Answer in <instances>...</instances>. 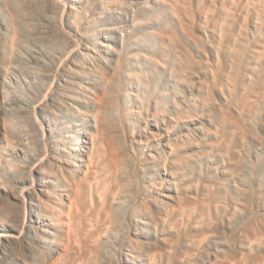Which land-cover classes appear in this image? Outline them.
<instances>
[{
    "label": "rangeland",
    "instance_id": "obj_1",
    "mask_svg": "<svg viewBox=\"0 0 264 264\" xmlns=\"http://www.w3.org/2000/svg\"><path fill=\"white\" fill-rule=\"evenodd\" d=\"M82 1L84 3L83 6L86 8L78 16L83 19V22L94 16H104L108 18V23L115 31L113 34L107 35L110 39L109 42L107 40L104 41L110 44L112 49L105 48V51L101 52V54H95V57L91 54L92 51L81 49V42H79L80 46L76 47L77 50L80 48L88 56L83 57L87 61L86 67H89L91 70L85 69L84 71L89 72L88 76L91 80L88 79L89 83H83L82 80L85 79L84 73L79 72V67L71 65V68L76 69L82 76H77V80L75 79V83L80 86H76L75 89L79 88L77 91L81 92V94L78 92L75 94L79 98V101L73 103L75 112L73 114V121L72 119L69 120L71 121L70 125L74 127L73 123L75 120L77 125L83 128L82 131L87 132V138L86 136L84 137L87 143L84 142L82 144L79 141L82 148L88 146L91 149L97 148L101 151L103 150L102 144L98 141H96V144L92 138L93 134L97 132L101 133L104 141L109 143L108 146L117 145L120 147L124 155L127 154L125 155L127 169L129 168L128 171L132 172H128V174L130 173V177L126 176L127 172L126 175L125 173H121L122 177L125 175L123 178H127L128 183L131 184L130 189H133V191L136 189L134 192L129 190L131 191L129 194L128 192L125 194L119 193L118 202L115 201L117 204L120 203V206L118 205L119 208L116 205L117 209H115V202L113 204L114 211L117 210L115 211L117 212L115 215L117 218H121L122 221L125 219V222L123 221V225H121V229L123 228V230L119 229L121 233L116 230L112 233L115 235L109 236L110 239H108V235L104 238L106 240L105 248L107 246L110 252H108L109 254L106 253L107 250L104 248L105 255L108 258L112 257L111 261L115 260L114 264H148L147 256L149 255L145 248L140 246L150 245L149 243L154 242V245L157 243L156 245L164 252H162V258L160 260L159 258L157 259V264H187V262L188 264H201L202 262V264H264V261H262V255L264 260V235L260 240L254 242L252 246L255 248L241 245V242L246 237L245 233H243L246 232L245 226H248V223H252L254 220L255 223L257 220V223H259V217H261L259 215V208L260 206H264V46L263 44L262 46L259 45L264 41V10L262 11L263 15L260 16L258 14L260 11L256 12L262 4L258 5L259 3H257L256 5L255 1L248 0L250 2H247L248 6L253 4L256 6L247 7L246 2L240 1V4H245L246 8L243 5L244 12L241 9L242 7L233 9L234 11L231 9L232 13L235 12L233 13L234 16L230 14V2H227L231 0H214V2L211 0L213 3L210 0ZM71 2L69 1V4ZM40 3L42 5L34 6L38 7V10L35 8L36 11H34V7L32 10L36 13V16H40L38 19L44 16L45 11H48L46 7H43V2L40 1ZM23 4V0H0V110L6 107V110H8L10 107L13 117H16L11 124H5V129H9L7 131L13 136L17 135L25 139L27 143L33 141L31 145H34L39 143L38 134L40 133V127L38 131L33 130L37 125L30 112L25 110L26 105L24 106L20 102L16 103L17 100L14 98H12L11 102L7 101L9 99L4 100L5 95L10 96L13 93H21L26 100H31L32 95L29 94L30 91H26L28 90L27 81L34 80V78H38L40 81L44 80L47 73L45 69L52 64L47 59L40 65H33L35 68L27 69L28 66L24 58L27 49L20 46V39L22 35H24L23 39H29L31 28L33 29L35 26H31V19L33 17H29L31 15L30 12L24 11V8H22ZM225 4L228 5L227 8H225ZM102 5H105V8L102 9ZM230 5H232V1ZM253 7H257L258 9L256 10L255 8V11ZM247 8H251L249 9L251 13H257L254 16L262 17L260 19L254 17ZM238 11H241L240 14L237 13ZM245 11H248V13ZM46 14H49V17ZM46 14L44 17H48L49 19L51 13L48 11ZM52 16L54 18L52 19L53 21L57 20L53 22L56 27L60 26L61 15ZM243 17L246 19L245 22L242 20L244 19ZM56 22L59 23L56 24ZM80 28V25L78 27L71 26L70 30L65 25L64 31L69 33L72 31L73 34H76L78 31L83 33L82 28ZM67 29L70 31H67ZM50 35L52 37L50 36L44 45L51 54H55L67 42L63 43V40L59 36L60 34H56L57 37L53 33ZM12 37L15 39L14 41ZM68 41L70 42V40ZM71 44L75 43L72 42ZM256 48L259 52L256 51ZM261 55L262 59H260ZM255 66L258 68L256 69ZM12 76L17 77V80L20 82L10 79ZM20 76L22 77L21 79H19ZM81 86H86V88L81 89ZM14 90L18 92H14ZM100 98L103 99L100 100ZM5 101L8 102L9 106ZM47 110L52 119L51 125L53 128H64L63 123L65 119L59 117V112L56 111V108L51 107ZM57 121L58 123L56 124ZM47 128H49L48 125ZM104 134L105 136H103ZM5 143L4 139L0 140L1 153L3 147L7 146ZM107 149L110 151L109 147ZM126 149L128 150L126 151ZM163 149L165 154L161 152ZM128 151L132 152V154H129ZM149 151L158 158L155 157L156 159H150V161L146 159V155L151 154ZM2 155L5 159H3L2 171L0 173L13 178L16 177L19 174V168L23 167L25 160L21 157L8 156L5 153ZM128 157H133L130 160L133 162L136 160V163H129ZM135 164L138 167H135L136 169L134 168ZM158 164L161 166L159 170ZM129 165H132L133 168ZM149 165L150 168H148ZM154 168H157V170ZM164 168L165 170H163ZM107 170H109L108 167ZM133 170H136V174ZM155 173L159 174L155 175ZM121 174L118 172L117 176L115 175L116 178L119 179ZM34 175L35 178H38L36 172ZM171 175L174 177H171ZM105 176L108 178L112 175L108 176L106 174ZM105 176L104 181L108 180L110 183L113 176L111 179H107ZM122 177L120 176V178ZM131 177L133 178L131 179L132 181L130 180ZM165 177L169 179L166 180ZM240 177L241 179L243 178V181H241ZM157 181L160 182L159 186L157 185ZM150 182L151 185L153 184L151 187ZM111 183L112 185H108H116L113 181ZM168 185L174 192L169 190ZM245 185L250 190V198H247L246 201L244 199L242 202L241 198L244 196L242 189L246 188ZM152 187L154 190H152ZM147 189L151 190L152 194ZM131 193L134 196L136 194V197L139 194V200L135 197L136 201H139L138 205L140 204V200L141 204L149 203L141 205L142 208L146 206L145 212L150 214H145L148 218V220H145L148 221L149 226L140 224L145 230L141 234H139L140 231L136 232V235H140V238L135 234L131 235V227L134 222L132 219L136 217L132 211L134 210L133 207L137 204L134 196L130 195ZM167 194L176 195L175 197L178 196L179 201L181 200L187 205L189 203L188 206H190L191 211L196 208L195 212H191L188 206L186 210H189V212L186 213L181 212L180 209H175V211H171L172 213H167L169 216L168 221L172 220V223L171 221H157L158 224L156 225L153 222L156 218L153 217L160 218L161 215L159 214L158 216V208L152 205V201L156 202L155 198L158 199L157 197L159 196L158 200L163 197L162 199H165V201L173 203L172 200H168ZM120 195L122 198L126 195L124 196L126 197L124 198L125 200L121 199ZM143 196H145L144 199L142 198ZM152 197L155 198L153 199ZM148 198H151L149 199V201L151 200V204ZM119 199L123 200V202L119 201ZM142 199H147V201L142 202ZM203 200H209L210 204L208 201H205L209 207L207 204L205 206L202 205L205 204ZM213 201H216L214 203L217 204V207L212 203ZM196 202H199L198 205H196ZM201 202L203 203L201 204ZM191 203H195L194 205L198 206V209ZM218 204L221 208L223 207V210ZM225 204L227 207L230 206L227 210L225 209L226 206H222ZM148 205L150 206L148 207ZM206 206L208 209L211 206L210 211ZM124 208L127 209L125 210ZM192 208L194 209L192 210ZM29 209H33L34 211L36 207H29ZM202 211L204 213L208 211L209 213H207V216L206 214L203 216ZM140 212L144 213L143 211ZM199 212H202V215ZM211 212L213 215L210 214ZM152 213H154V216ZM129 214H133V216L131 217ZM188 214L190 215L189 217ZM199 215L203 217L200 218ZM196 216L197 219L195 218ZM212 216L220 223H217L219 227L222 225V231L224 232L223 235L220 232L222 236H215L210 232V223L216 224L215 222H217ZM181 217L184 219L182 220ZM207 218L209 221L211 220L210 218L214 221L212 220L213 222L210 221L207 224ZM199 219L201 220L199 221ZM160 220L163 219L161 218ZM182 222L185 223L182 224ZM207 226L209 228L206 230ZM173 227L176 228L174 229ZM177 228L179 229L178 231ZM184 228L186 229L184 230ZM199 229L203 232L206 230L211 233V240L209 239V233H207L208 237L205 236L206 232L201 233V235ZM182 232L183 234L185 233L184 237ZM31 233L32 238L36 240L38 235L35 232ZM144 233L147 237H144ZM57 234L59 235L60 232ZM197 237L198 239L204 238L201 241L203 244H210V247L208 246L209 249L203 244V246L200 245V249L199 244L201 243L199 242L201 241L196 239ZM160 238H165V242H160ZM240 238L244 239L240 241ZM130 239L133 241V244L135 241H141L139 245L137 242L133 245H138L137 248H140L137 250L135 246L137 252L128 247L127 244L130 242ZM143 241L147 242V244H143ZM173 241L180 244L175 243L176 247ZM170 246L176 248L172 247V249ZM201 246H205L206 249H203ZM196 247L199 250H204L203 253ZM211 247L214 248L212 249ZM209 250L210 252H206ZM246 250L248 255L245 253ZM251 250L252 253L248 252ZM143 251L146 252L143 253ZM255 251L256 254H254ZM204 252L208 253V255ZM225 253L229 255L227 256ZM133 254L135 256H129ZM190 254L194 255L190 257ZM228 257L231 259L229 260ZM190 258L193 259L191 262ZM255 258H260L261 260L259 259L258 262ZM168 260L169 262H167Z\"/></svg>",
    "mask_w": 264,
    "mask_h": 264
},
{
    "label": "bare ground",
    "instance_id": "obj_2",
    "mask_svg": "<svg viewBox=\"0 0 264 264\" xmlns=\"http://www.w3.org/2000/svg\"><path fill=\"white\" fill-rule=\"evenodd\" d=\"M40 1L43 2V4H44L43 7H46V9H48V11L51 13V15H50L51 17L49 19H48L49 14L48 15L46 14V12H48V11H45V14L48 17H44L45 16V14H44L43 17L38 19L40 16L38 17L35 15L36 13L34 11H36V9L38 10L39 8L38 7L36 8L34 6H37V5L40 6V4L42 5V3H40ZM69 1H72L71 4H69ZM69 1H67V0H23L24 4H23L22 8H24V11L31 13L30 16L28 15L31 18L33 17L31 19V21H32L31 26L32 27L35 26L33 29L31 28V32H30L31 34L29 35L30 36L29 39L27 38V40H25V39H23L24 35H22V38L20 35L21 44L20 43L19 44H20V46L25 47L27 49L26 54H25L26 56L24 57L26 59L25 61H26V64L28 66L27 69L28 68H30V69L35 68L36 65H40L41 63L45 62L47 59H49L52 64L50 67H47L45 69L47 73L45 74L46 76H45L44 80L40 81L38 78H37L38 80L36 78H34V80L27 81L28 82V90H26V91H30L29 94L32 95L31 100L30 99L26 100L22 96L21 93H13V94L10 93L11 94L10 96H6V95L4 96V100L9 99L7 101L11 102L12 98H14L17 100L16 103L20 102L24 106L26 105L25 110L27 112H30L31 116H33V118H34L35 124L38 126V127L36 126V128L32 127L33 130L38 131L39 127H40V133L38 134V141H39L38 144L31 145L33 141L31 143H29V142L27 143L25 139H23L17 135L16 136L11 135L9 133V131H7L9 129H5L6 128L5 124H9V123L11 124V122L14 121V118H16V117H13V113H11L10 107H9L10 109L8 108V110H6L7 107L2 108L3 110L2 109L0 110V140L4 139L6 142L5 144H7V146L5 145L6 147H3L2 153L0 152V172L2 171L3 159H5L2 155L3 153H5L11 157H21V158H23V160H25L23 167L21 169L19 168L20 171L16 177L13 178L11 176H7L5 174L0 173V264H114L115 260L112 262L111 261L112 257L108 258L105 255V249L107 250L106 253H108L109 251L107 249V246L105 248V244H106L105 241L106 240L104 238H106L108 235V239H110L109 238L110 235H115L112 233L116 230L119 231V229H121V225H123V221L125 222V219H123V221H122L121 218H117V216L115 215L117 213L115 211H117V210L114 211V205L113 204L115 201L118 200V195L120 192H122L124 194L126 192H128V194H129L131 192L129 190H132V192L136 191V189H134V191H133V189H130L131 184L128 183L127 178L126 179L123 178L126 175V172H127L126 176H129L130 173H132L129 170L130 173L128 174L129 168L127 169L126 157H125V155H127V154L124 155L123 151L117 145H109L108 146L109 143L104 141V138L101 136V133H99V132L93 134L92 138L94 139V142L96 144H97L96 141H98L102 144L101 145L103 147L102 151L100 149H97V148L91 149L88 146L82 148L79 144V141L82 144L84 142L87 143V141L84 140L85 136L87 138V135H88L87 132L82 131L83 128L80 127V125H77V122H75V120L73 123L75 126L73 127L72 125H70L71 121H69V120L72 119V121H73V118H74L73 114L75 112V108L73 106L74 105L73 103H77V101H79V98L76 97L75 94H77V92L81 94V92L77 91V89L79 90V88L75 89L76 86L80 87L79 84L75 83V79L77 80V76H82L81 73H84V75H85V79L82 80L83 83H89L88 79H90L88 76L89 72H85L84 70L85 69L91 70V69L89 67L87 68L85 65L87 61H86L85 57H83V56H86V55L84 54L85 53L84 51H81V49L87 50V51H92L91 54H93V56L95 54H101V52L105 51V48L106 49L108 48L111 50L112 46L110 44L104 42V41L105 40H107L108 42L110 41V39L107 35L113 34L115 29L108 23V18H106L104 16H94L90 19L88 18V20L86 22H83V19H81V17L78 16V15H81V11L84 8H86L85 6H83V4H84L83 1L82 0H69ZM74 1H76V2H74ZM212 1L214 2V0H212ZM212 1L210 0L211 3H213ZM231 1H232V5H230ZM231 1H227V2H230L229 3V10L237 9L238 7H240V8L242 7L241 9H243V5L246 8L247 2H249L248 0H231ZM240 1H242L243 3L246 2V5L242 4V3L240 4ZM253 1L256 2V5H257V3H259L258 5L262 4V5H260L261 7L259 8V10H257L258 8L255 7L257 11L255 10L254 7L253 8L257 13L260 11L258 13L259 16L263 15L264 13L262 11L264 10V0H253ZM252 2H251V4H253ZM224 3H225V1H224ZM240 5H242V6H240ZM256 5L253 4V5H249V6L252 7V6H256ZM230 6H232V7H230ZM249 6L247 5V7H249ZM33 7H34V11H32ZM227 7H228V5H226L225 8H227ZM103 8H105V5L104 6L102 5V9ZM241 9H239V10H241ZM247 9L249 11V9H251V8H247ZM232 10L230 11V14L235 13V12L232 13ZM244 10L245 9H243V12H244ZM248 11H245V12L248 13ZM224 12H225V10H224ZM240 12L238 11L237 13L240 14ZM249 12L251 13V11H249ZM256 12L251 13V14H253V16H254ZM37 14H39V13L37 12ZM57 14H58V16L61 15L62 19H61L60 23L58 22L60 24V26L58 25L56 27V25L53 22L57 21V20L53 21L52 19H54V18H52L53 17L52 15L56 16ZM233 15H231V17H233ZM226 16L230 17L228 15H226ZM245 16H247V15H245ZM253 16H251V17H253ZM254 17H258V16H254ZM261 17H258V18L260 19ZM63 19H64V21H63ZM227 19H229V18H227ZM242 20H244V22L246 21L245 18ZM256 20H257V18H256ZM259 21H258V23H259ZM254 22H256V21H254ZM260 22H262V21H260ZM58 23L56 22V24H58ZM242 24H243V22H242ZM65 25L67 28L69 27L70 30H71V26L72 27L73 26L78 27L80 25L83 33H80V31H78L76 34H73L71 31V33L73 34L72 35L71 33L64 31ZM70 30L67 29V31H70ZM20 32H21V30H20ZM52 33L55 36H56V34H60L59 36L63 40V43L67 42L65 44V46H61L57 50V53H55V54H53V53L51 54L45 48V45H44L45 42L47 41V39L51 36L50 34H52ZM74 33H75V31H74ZM239 38H242V37H239ZM61 39H60V41H61ZM14 40L15 39L13 38V41ZM68 40H70V42ZM72 42H74L75 44H71ZM79 42H81L82 47H81V49L79 48V50H77L76 47L79 45ZM240 43H242V42H240ZM262 44L264 46V41H262V43L259 45L262 46ZM263 50H260V51H263ZM256 51L259 52V50H257V48H256ZM86 57H88V56H86ZM261 57H262V55L260 56V59H262L264 56L262 58ZM22 62H24V61H22ZM259 63H261V62L259 61ZM263 63H264V61H263ZM23 64H25V63H23ZM26 64H25V66H26ZM33 65H35V66L33 67ZM71 65L79 67V69L78 68L77 69L79 70V72L81 71V73L79 74V72L76 71V69H72ZM255 68H256V66H255ZM21 78L22 77L20 76L19 79H21ZM10 79H14V81H18L17 77L15 78L14 76H12ZM18 82H20V81H18ZM85 88H86V86H81V89H85ZM14 92H18V91L14 90ZM260 92H261V90H260ZM31 97H29V98H31ZM102 99L103 98H100V100H102ZM7 101H5V102L8 105ZM256 102H258V101H256ZM51 107L56 108V111L59 112V117L61 119H65V122L63 123L64 128L55 129L51 125L52 119L49 115V111L47 110L48 108L50 109ZM100 108H101V106H100ZM57 123H58V121L56 122V124ZM44 124H46V126H44ZM47 125L49 128H47ZM85 126H87V124H85ZM102 126H104V125L102 124ZM109 133H110V131H109ZM108 135H106V136H108ZM103 136H105V134ZM117 138H119V137H117ZM135 141H137V140H135ZM35 143H37V142H35ZM108 147H109L110 151L107 149ZM146 147H147V145H146ZM164 149L161 152H163L165 154ZM127 150L128 149H126V151ZM124 152H125V150H124ZM128 152H129V154H132V152L131 153H130V151H128ZM106 155H107V157H106ZM146 157H147L146 159H148L150 161V159L154 160V158L157 156H155L151 153V154L146 155ZM160 157H162V156H160ZM102 159H104V160H102ZM130 159H133V157L132 158L130 157L129 160ZM166 161H167V159H166ZM131 162L136 163V160H134V162L130 160L129 163H131ZM145 162H146V160H145ZM147 163H149V162H147ZM101 165H104L105 167L101 166ZM132 165H134V164H132ZM132 165H129V166H132ZM158 165H157V167H158ZM136 166L137 165L135 164L134 168ZM164 166H165V164H164ZM107 167L109 170H107ZM160 167L161 166L159 165L158 170L160 169ZM131 168H133V166ZM136 168H138V167H136ZM148 168H150V165ZM152 169H153V167H152ZM154 169L157 170V168H154ZM163 170H165V168ZM135 171H134V173L136 174ZM3 172H5V171L3 170ZM35 172L38 174V178H35V175H34ZM118 172H120V174L125 173V175L123 177H122V174L120 175L123 179L120 178V176H119V179L116 178ZM109 173L113 176V179L110 181V183L108 182V180L104 181L105 180L104 176L106 174L109 176L110 175ZM134 173H133V175H134ZM156 174H159V173H155V175ZM160 174H161V172H160ZM133 175H131V176L133 177ZM167 175H168V173H167ZM172 176L173 175H171V177ZM241 176H242V174H241ZM111 177H108V178L111 179ZM132 177L130 178V180L133 179ZM105 178H107V177L105 176ZM154 179H156V178H154ZM154 179H152V180H154ZM165 179L168 180L169 178L167 179L165 177ZM240 179H241V177H240ZM242 179H241V181H243ZM157 180L160 181L159 179H157ZM176 180H178V179H176ZM112 181L114 183H116V185L113 184L116 187L108 185V184L112 185V183H111ZM135 181H133V182H135ZM160 182L157 183L158 186H159ZM134 184H136V183H134ZM152 185L150 182V187ZM148 187H146V188H148ZM245 187L247 188L246 185H245ZM172 188H173V186H172ZM246 188L242 189L243 195H244L243 198H241L242 202L244 199L246 201L247 198H250V192H249L250 190H248V188L247 189ZM177 189H178V187H177ZM152 190H154V188ZM169 190L170 191L172 190V192H174L173 189L170 188V186H169ZM148 191H150L152 194L151 190H148ZM137 192L139 193L138 190H137ZM146 193H148V192L146 191ZM130 195H132V193ZM138 195H137V197H136V194H135V196L132 195V196H134L135 201H136V198H137V200H139ZM167 195H166V197L168 198V200L169 199L172 200L173 203L171 201L170 202L165 201V199H162L163 197L161 198L162 200L161 199L158 200L159 196L157 197L158 199H156L154 197L156 202L152 201V205L154 207L158 208L157 209L158 210V216H159V214L161 215L160 218L153 217V218L157 219V220L155 219L153 221L156 223V225L158 224L157 221H164V222L168 221L169 216L167 213H170L171 211H175V209L176 210L180 209L181 212H185V213L189 212V210L188 211L186 210L189 203L187 205L183 201H181V200L179 201V197L178 196L175 197L176 195L175 196H173L171 194H167ZM124 196H126V195H124ZM124 196H123V198L121 197V195L119 197L121 199H124V198H126ZM141 196H142V194H141ZM161 196H163V195H161ZM241 196H242V194H241ZM144 197L145 196H143L142 198L144 199ZM146 197H147V195H146ZM177 198H178V200H176ZM149 199H151V198H148V201H149ZM182 199L184 200V198H182ZM65 200H68V201H65ZM119 201H121V200L119 199ZM146 201H147V199L143 200L142 202H146ZM205 201L206 202L208 201V203H209V200H205ZM205 201H204V203H205ZM121 202H123V200ZM136 202H137V204L136 205L134 204L135 206L133 207L134 210L132 209L133 210L132 213L134 214V216H136L135 217L136 219L135 218L132 219V221L134 220V222L132 223V227H131L132 228L131 235L132 234L136 235V232H138V231H140L139 234H141V232H143L145 230V229H143L142 226H140V224H142L144 226H147V225L149 226V223L147 221L148 220L147 215L150 213L147 214L145 212L147 207L145 206V208H142L141 205H143L144 203L141 204V200H140L139 205H138L139 201H136ZM214 202H216V201L212 202L216 206L217 204ZM247 202H248V200H247ZM198 203L199 202H196V205H198ZM202 203L203 202H201V204ZM208 203H205L202 205L205 206L207 204V206L209 207ZM217 203H218V200H217ZM119 204L120 203L117 204L115 202V209H117L116 205L119 208V206H120ZM145 204H149V203H145ZM150 204H151V202H150ZM191 204L194 205L195 203L194 204L191 203ZM196 205H194V206L197 207V209H198V206H196ZM149 206L150 205H148V207ZM222 206H226L225 207L226 210L228 209V207H230V206L227 207L226 204L222 205ZM250 206H252V205H250ZM29 207H31V208L36 207V209L33 211V209H29ZM208 207H207V209H208ZM220 208H221V206H220ZM124 209L126 210L127 208H124ZM148 209H151V208H148ZM188 209H190V206H188ZM193 209L194 208H192V210ZM210 209H211V206H210ZM210 209H208V210L210 211ZM259 209H260L259 215L261 216L259 218L261 221L259 220V223H257L258 220L255 218L257 220L256 223H255V220L254 221L252 220L253 222L252 223L249 222L248 226H245V228H244V229H246L245 230L246 232H243V233H245L246 237H245V239L243 238L244 241L241 242L242 243L241 245L242 246L244 245V247L248 246L250 248H255L252 246L254 244V242L256 240H260L264 235V206H260ZM139 211H143L144 213H141V212L139 213ZM190 211H191V209H190ZM193 211H191V212H193ZM212 211H213V209H212ZM202 212L201 213L199 212V214L202 215ZM206 212L209 213L208 211H206ZM220 212L222 213L221 210H220ZM126 213H127V211H126ZM207 213L203 212V216H204V214H206V216H207ZM214 213H216V212H214ZM133 214L132 215L129 214V216L132 217ZM145 214H147V215H145ZM210 214L213 215L212 212ZM152 215L154 216V213H152ZM155 215H156V213H155ZM196 215H197V213H196ZM217 215H218V212H217ZM189 216L190 215L188 214V217ZM182 217H181V219H182ZM202 217L200 216V218H202ZM208 217H210V216H208ZM161 218L163 220H160ZM190 218H188V219H190ZM195 218L197 219V216ZM145 219H147V220H145ZM178 219H180V218H178ZM207 219H206V222H207ZM210 219H211L210 220L211 222H213L214 220L217 221L215 219V217H213L214 220L212 218H210ZM129 220H130V217H129ZM200 220L201 219H199V221ZM130 221L128 222L129 224H130ZM170 221L172 223V220H169L168 222H170ZM202 221H203V219H202ZM210 221L208 219L207 224H209ZM138 222H139V224H138ZM134 223H135V225H133ZM184 223L182 222V224H184ZM215 223L216 224L210 223L211 224V225H209L210 228L207 226L206 230L209 228L212 235L222 236L224 234V232L222 231V227H221L222 225L220 226L221 227V229H220L219 225L217 224L219 222L217 221ZM182 224H180V225H182ZM207 224H204V225H207ZM204 225H202V226H204ZM124 226H126V225H124ZM137 226H139V227L137 228ZM133 227L135 229L134 230L135 233L133 231ZM185 229L186 228H184V230ZM121 230H123V228ZM178 230L179 229L177 228V231ZM181 230H180V232H181ZM206 230L204 232L201 230H200L201 232L200 231H198V232H200V234L206 232L205 236H207V233H209V232H207ZM224 231H226V230H224ZM238 231H239V229H238ZM31 232H35L36 235H38V238L36 240H34L32 238ZM59 232H60V234L58 235L57 233H59ZM220 232L222 233V235L220 234ZM211 233H209V239L210 240H211V238H210ZM182 234H183V232H182ZM184 234H183V237L185 236ZM197 235H198V233H197ZM197 235H195V236H197ZM136 236L140 238V235L139 236L136 235ZM180 236H179V238H180ZM187 236H188V234H187ZM144 237H147V235H145V233H144ZM175 238H177V237H175ZM179 238H178V240H179ZM241 238H240V241L243 240ZM108 239H107V241H108ZM196 239H198V237ZM201 239H198V240L201 241ZM207 239H205V240H207ZM125 240H126V238H125ZM168 240H169V238H168ZM198 240H197V242H198ZM161 241H162V243L165 242V238L164 239L160 238V242ZM175 241H177V239H175ZM136 242L137 241H135L134 244H136ZM177 242L173 241L174 244L176 243L179 245L180 243H177ZM179 242H181V241H179ZM139 243H141V241L137 242L138 245H139ZM145 243L147 244V242L143 241V244H145ZM199 243H201V244H199ZM199 243L198 244H199V248H200V245H202L203 243H202V241ZM134 244H133V241L130 239V242L127 245L129 248H132L136 251L135 246L137 248L138 245L133 246ZM149 244L150 245H145V246L141 245L140 247H144L145 250L147 251L148 255H149V256H147V254H146V256L148 258V264H157V261H158L157 259L159 258V260H160V258H162V254L164 252L161 251L162 249H160L158 247V245H156L157 243L155 245H154V242L149 243ZM174 244H171V245H174ZM176 244H175V246H176ZM259 244H257V245H259ZM203 245H206L208 247L210 244L209 245L203 244ZM211 245H212V243H211ZM238 245H240V244H238ZM241 245L239 246L240 248H241ZM124 246H125V244H124ZM172 247H174V246H172ZM176 247H174V248H176ZM209 247H208V249H209ZM171 248H169V249H171ZM196 248L198 249V247H196ZM202 248L204 249L205 246ZM211 248L213 249L214 247H211ZM138 249H140V248H137V250ZM241 249H243V248H241ZM252 250L248 251V252L252 253ZM146 251H143V253ZM199 251H201L203 253L204 250H199ZM206 252H210V250L206 251ZM206 252H204V253L206 254ZM245 253H247V250L245 251ZM225 254L227 256L229 255L227 253H225ZM235 254H236V252H235ZM242 254H244V253H242ZM254 254H256V251ZM111 255H109V256H111ZM193 255H191L190 257H192ZM206 255H208V253ZM247 255H248V253H247ZM129 256L131 257V256H135V255L133 254V255H129ZM196 256H198V255H196ZM249 256H251V255H249ZM246 257H248V256H246ZM194 259H195V256H194ZM228 259H229V257H228ZM246 259H248V258H246ZM255 259H256V261L259 262L258 258H255ZM192 260L193 259H191L190 262ZM262 261H264L263 255H262ZM167 262H169V260ZM237 262H238V260H237ZM133 264H136V263H133ZM158 264H160V263H158ZM187 264H188V262H187Z\"/></svg>",
    "mask_w": 264,
    "mask_h": 264
}]
</instances>
